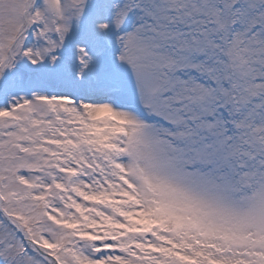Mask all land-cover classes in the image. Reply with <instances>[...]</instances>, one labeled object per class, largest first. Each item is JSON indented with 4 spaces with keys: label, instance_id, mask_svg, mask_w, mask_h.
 <instances>
[{
    "label": "snow or ice",
    "instance_id": "obj_1",
    "mask_svg": "<svg viewBox=\"0 0 264 264\" xmlns=\"http://www.w3.org/2000/svg\"><path fill=\"white\" fill-rule=\"evenodd\" d=\"M0 264H264V0H0Z\"/></svg>",
    "mask_w": 264,
    "mask_h": 264
}]
</instances>
